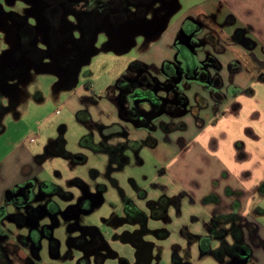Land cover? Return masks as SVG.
I'll list each match as a JSON object with an SVG mask.
<instances>
[{
	"label": "rangeland",
	"instance_id": "rangeland-1",
	"mask_svg": "<svg viewBox=\"0 0 264 264\" xmlns=\"http://www.w3.org/2000/svg\"><path fill=\"white\" fill-rule=\"evenodd\" d=\"M179 3V9L171 15L166 33L148 52L144 50L142 42L129 50L115 51L109 44H103L102 37L97 52L82 65L70 87L56 73L37 69L14 80V85L5 83L0 87L3 105H9L10 95L15 104V109L0 118V207L16 215L18 209L12 203L11 195L27 180L42 183L44 189H50V201L61 210H64V204L77 199L85 189L100 193L103 202L92 212L81 214L75 221L81 228H97L107 241V248L100 252L104 257L101 264L139 263L135 246L125 238L127 232L131 233L139 226L126 221V209L130 203L144 213L150 230L164 235L153 234L144 238L156 245L151 251V264H220L211 253L213 248L203 250L201 235L198 236L211 228L205 224L211 221L204 213V204L197 201L182 182L172 179L169 176L171 172L162 164L170 157V144L181 139L178 138L183 135L181 131L156 133L155 146L148 143L137 152L127 150L125 156L128 160L122 166H108L111 164L110 156L92 148L90 142L85 141L86 137L94 136L93 144L96 145L99 127L112 123L116 117L113 115L115 105L108 102L105 96L101 98V94H111L113 91L108 87L121 76L129 74L134 61L145 60L151 72L158 73L161 62L173 57L171 41L181 21L188 16L201 18L205 13L216 10L223 15L232 13L233 8L240 15L247 14L239 17L256 29L249 33L259 40L255 56L262 58H258L260 62L264 61V26L256 23V20L264 18V0H236L234 3L225 0H179ZM247 5L254 6V9ZM9 44L10 40L0 29V63L8 59L6 51ZM232 53L237 52H234V48H227L223 56ZM89 83L93 88L90 91L86 88ZM193 89H187L190 96ZM85 112L89 116L86 120L82 118ZM134 135L147 136L143 131H137ZM123 139L113 137L111 141L123 142ZM71 155H81L84 161L76 162ZM75 180L79 182L74 183ZM40 187L38 185L36 190L39 191ZM56 188L73 196L66 198ZM58 213H47L43 217L52 221L53 215L58 219V223L51 225V233L53 239L58 241L60 257L51 259V241L46 237L40 255L46 263L78 264L80 252L69 244V239L74 238L76 233L71 231L68 221L58 218ZM257 221L263 226L259 227L257 237H264V216H258ZM5 226L12 237L25 232L17 220L5 219ZM247 239L256 253L248 264H261L259 257L264 258V250L254 245V236ZM98 254L90 256V264H97L95 259ZM15 263L20 264L18 261Z\"/></svg>",
	"mask_w": 264,
	"mask_h": 264
},
{
	"label": "flooded vegetation",
	"instance_id": "flooded-vegetation-1",
	"mask_svg": "<svg viewBox=\"0 0 264 264\" xmlns=\"http://www.w3.org/2000/svg\"><path fill=\"white\" fill-rule=\"evenodd\" d=\"M179 4V0H0L1 33L6 34L10 40L6 51L8 59L0 63V87L5 83L14 85V80L22 78L32 69L52 71L69 86L82 65L97 52V45L102 37L103 44H109L115 51H126L142 42L144 50L148 52L168 29L170 14L179 9ZM234 20L233 16L227 17L228 22ZM165 23L166 29L159 35L158 31ZM216 27L212 18L186 17L172 44L173 57L161 63L158 73H152L145 60L134 61L130 65L129 74L121 76L115 84L108 87L113 92L101 94V98L103 95L114 97L116 94L114 103L117 115L112 123L99 127L96 145L93 144L94 136L86 137L85 141L90 142L92 148L110 156L111 164L108 166H122L126 163L128 157L125 152L129 149L137 152L148 143L154 145V134L160 127L166 129L169 126L175 128L183 125L179 123L166 126L157 124L156 120L187 111L183 94L185 81L218 88L220 78H211L209 74L210 71L221 68L219 60L213 55H207L203 61H198L196 57V49L202 47L203 43L210 44L215 50L221 49L217 43L218 34L205 32V29ZM249 30L238 27L231 39L241 40L248 47L254 46L255 42L245 36ZM198 37L202 40H198ZM231 66H236V63ZM86 88L88 91L93 89L91 83ZM1 93L2 89L0 118L4 113L15 109L13 96L10 95L9 105L4 106ZM97 100H100L99 96ZM82 118L88 119V113ZM137 131L145 132L146 138H136L134 133ZM113 137L127 140L112 143ZM71 157L76 162L84 161L81 155ZM76 182L79 181L75 180L74 183ZM37 184L27 180V183L17 187L11 195V201L18 213L12 215L7 212L0 216V252H6L10 264L20 260V250L26 251L22 257L23 264H55L53 261L46 263L43 259L37 262L34 257L44 238L51 234V225L58 223V219L53 216L56 212H59L58 218L68 221L71 231L76 233L74 238L69 239V244L80 252V256V250L86 254H100L107 248L108 243L97 228H81L75 221L91 208L99 197L98 193L95 195L85 189L77 199L67 203L68 205L64 204V210H61L48 197L52 191L44 189L42 183L38 184L41 187L37 191ZM55 190L66 198L73 196L64 194L60 188ZM47 213L53 214L52 221L43 217ZM9 218L17 220L22 226L20 228H25V232L12 237L5 226V219ZM125 218L129 224H139L134 231L127 232L125 237L137 250L138 264H151V251L155 243L144 238L153 234L163 237V233L150 230L144 213L131 203L128 204ZM214 230L215 228L210 236V246L214 239L220 240L218 239L216 248L211 247V253H227L229 260L224 264L242 259V254H247L232 232L226 238L227 230L221 231V235L215 234ZM57 248L58 241L51 240V252L54 256ZM99 254L96 256L97 264H101L103 258ZM82 264H87V260H83Z\"/></svg>",
	"mask_w": 264,
	"mask_h": 264
},
{
	"label": "crops",
	"instance_id": "crops-1",
	"mask_svg": "<svg viewBox=\"0 0 264 264\" xmlns=\"http://www.w3.org/2000/svg\"><path fill=\"white\" fill-rule=\"evenodd\" d=\"M225 1L234 3L236 0ZM246 7L254 9L251 5ZM234 9L232 13L223 15L220 10L204 14L205 17L212 18L217 26L205 29V32L218 34L216 38L221 49L215 50L208 43H203L202 47L196 49L198 61H203L207 55H213L219 60L221 68L210 71L209 75L211 78H220L221 84L214 88L200 82L185 81L183 94L187 111L181 115L156 120L157 124L166 126L179 123L183 125L175 128L169 126L166 129L159 126L156 133H183L178 137L181 139L170 144V157L162 164L167 166L172 179L182 182L190 194H194L196 200L204 204V213L211 221L205 224L211 228L198 236L210 237L215 228L218 231L227 230L225 237L228 238L232 227H239L242 232L240 244L248 248V264L256 255L247 239L248 236H254V245L264 250V237H257L259 227H263L261 222L257 221L258 216H264V192L259 190L264 183V61L260 62L258 58H262L255 56L259 40L249 33L255 32L256 29L244 18L239 17L247 14L240 15ZM228 16H233L235 20L228 22ZM256 23L264 26V18L256 20ZM238 27L250 29L245 36L255 42L254 46L248 47L241 40L231 39ZM180 28L181 23L171 41L172 44ZM198 40L202 38L198 37ZM227 48H234L237 53L223 56ZM262 49L264 55V46ZM239 52L241 53L238 54ZM232 63H236V66L232 67ZM188 88H194L193 95L187 93ZM103 96L115 105L116 94L114 97ZM113 111V115H117L116 107ZM156 144L155 139L152 146ZM218 239L220 240L216 238L212 241L210 248H216ZM19 253L21 258L17 261L23 264L22 257L26 251L20 250ZM215 258L220 264H224L229 260V255L222 252ZM259 259L261 264H264V258ZM237 261L234 259L230 264H236Z\"/></svg>",
	"mask_w": 264,
	"mask_h": 264
},
{
	"label": "water",
	"instance_id": "water-1",
	"mask_svg": "<svg viewBox=\"0 0 264 264\" xmlns=\"http://www.w3.org/2000/svg\"><path fill=\"white\" fill-rule=\"evenodd\" d=\"M175 11H177V9L176 10H174V11H172L171 12V14L170 15H173L174 14V12ZM166 26H167V23H165V24H163V26L159 29V31H158V34L160 35L161 33H162V31L166 28ZM75 82V80H74V78H73V80L69 83L70 85L68 86V87H70L71 86V84L72 83H74ZM95 195H97V194H95ZM98 199L93 203V205L91 206V208L88 210V211H86L85 213H90V212H92L93 210H94V208L97 206V205H99V204H101L102 202H103V197H102V195L99 193L98 194ZM46 238H48L50 241L53 239V235H52V233L49 235V236H47ZM41 249H42V246H40V247H38L37 249H36V251H37V255L34 257V260L35 261H37V262H40L41 260H42V257H41V255H40V251H41ZM59 249H60V247H58L57 248V253H56V255L54 256L53 254H52V252H51V249H50V257H51V259H55V258H58V257H60V251H59ZM81 252H82V255L79 257V259H78V264H82V261L83 260H87V264H90V256L91 255H94L95 253H89V254H86L83 250H80ZM244 257L242 258V259H239L238 261H237V263L236 264H246L247 263V261H248V257H247V255L246 254H242ZM96 260V259H95ZM104 260V257L102 258V261ZM101 261V262H102ZM97 262V261H96Z\"/></svg>",
	"mask_w": 264,
	"mask_h": 264
},
{
	"label": "trees",
	"instance_id": "trees-1",
	"mask_svg": "<svg viewBox=\"0 0 264 264\" xmlns=\"http://www.w3.org/2000/svg\"><path fill=\"white\" fill-rule=\"evenodd\" d=\"M260 191L264 192V183L260 186L259 188ZM7 213V209L5 207H0V216H2L3 214ZM218 220H216L215 222L217 223ZM215 234L217 235H221V231H216L214 230ZM232 233L233 236L235 237L236 241H238V243H240L241 241V236H242V232L240 230L239 227L234 226L232 227ZM201 243V247L203 248V250L209 251L210 250V237H206L203 236L201 237L200 240ZM244 249H248L246 246H243ZM221 253V251H215V255H219ZM0 264H10L9 259L7 258V254L5 251H1L0 252ZM189 264V263H186Z\"/></svg>",
	"mask_w": 264,
	"mask_h": 264
}]
</instances>
